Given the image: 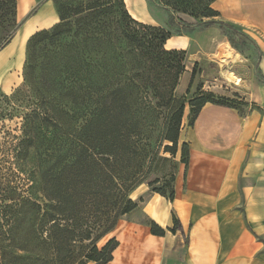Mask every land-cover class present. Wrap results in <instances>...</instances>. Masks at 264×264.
I'll return each mask as SVG.
<instances>
[{
    "label": "trees",
    "instance_id": "1",
    "mask_svg": "<svg viewBox=\"0 0 264 264\" xmlns=\"http://www.w3.org/2000/svg\"><path fill=\"white\" fill-rule=\"evenodd\" d=\"M155 1L195 19L218 14L216 0ZM57 11V24L29 38L24 68L27 80L45 87L34 129L49 120L54 130L36 146L46 201L24 199L20 208L36 207L48 224L42 241L54 252H86L80 264H108L120 243L98 242L138 207L132 192L158 174L156 162L169 161L163 154L176 156L186 103L189 125L208 102L232 105L212 94L179 97L186 50L168 49L172 34L135 19L125 0H69ZM16 25L17 0H0V47ZM182 145L187 168L190 146ZM173 220L172 231H183Z\"/></svg>",
    "mask_w": 264,
    "mask_h": 264
},
{
    "label": "rangeland",
    "instance_id": "2",
    "mask_svg": "<svg viewBox=\"0 0 264 264\" xmlns=\"http://www.w3.org/2000/svg\"><path fill=\"white\" fill-rule=\"evenodd\" d=\"M67 1L39 0L25 16L17 15L9 43L0 47V264H80L86 253L54 252L51 244L42 241L47 237L48 224L42 225L36 207L29 203L20 208L24 199L39 204L46 201L36 146L44 139L51 140L54 131L49 120L38 131L34 129L31 115L41 112L38 107L45 87L25 77L28 40L35 32L58 23L57 3ZM125 2L129 8L146 3L158 26L172 37H188L186 49L178 48L187 52L182 75L187 83L182 91H176L179 97L188 101L199 94H212L243 115L249 111L254 84L262 81L257 67L261 50L255 31L219 11L216 16L194 19L155 0ZM186 106L190 108L188 102ZM192 118L190 111L187 122ZM183 143L180 136L176 156L164 153L169 161L155 163L158 174L153 173L132 192L138 207L98 242L102 246L112 238L119 241L111 264H187L186 237L172 231L178 225L173 220L177 214L171 193L182 165ZM153 229L160 233L153 234Z\"/></svg>",
    "mask_w": 264,
    "mask_h": 264
},
{
    "label": "crops",
    "instance_id": "3",
    "mask_svg": "<svg viewBox=\"0 0 264 264\" xmlns=\"http://www.w3.org/2000/svg\"><path fill=\"white\" fill-rule=\"evenodd\" d=\"M38 4L17 0V15L25 16ZM212 6L255 31L262 81L254 84L252 107L244 115L235 107L208 102L189 125L186 106L180 136L190 146V158L176 180L174 205L183 227L178 232L187 240V264H264V0H216ZM128 9L135 19L158 25L146 3ZM172 38L168 49L189 44L179 34L166 47ZM186 83L181 77L177 91Z\"/></svg>",
    "mask_w": 264,
    "mask_h": 264
},
{
    "label": "bare ground",
    "instance_id": "4",
    "mask_svg": "<svg viewBox=\"0 0 264 264\" xmlns=\"http://www.w3.org/2000/svg\"><path fill=\"white\" fill-rule=\"evenodd\" d=\"M125 1H126V0H125ZM131 2H132V1H131ZM131 14H133L134 17H137V15L135 14V12L131 11ZM169 44H170V45L174 44V43H173V40H171V41L169 42ZM227 59H228V58H227Z\"/></svg>",
    "mask_w": 264,
    "mask_h": 264
}]
</instances>
